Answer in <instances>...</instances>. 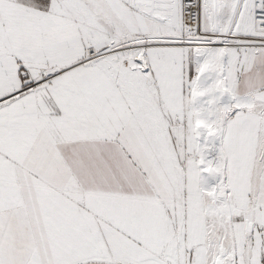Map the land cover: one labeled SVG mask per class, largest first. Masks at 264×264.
Returning <instances> with one entry per match:
<instances>
[{
    "label": "snow or ice",
    "instance_id": "6c2138e0",
    "mask_svg": "<svg viewBox=\"0 0 264 264\" xmlns=\"http://www.w3.org/2000/svg\"><path fill=\"white\" fill-rule=\"evenodd\" d=\"M0 264H264V0H0Z\"/></svg>",
    "mask_w": 264,
    "mask_h": 264
}]
</instances>
